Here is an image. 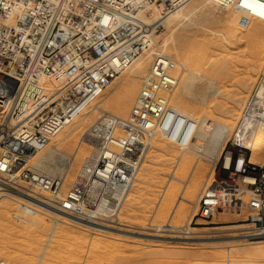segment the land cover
<instances>
[{
    "label": "built area",
    "instance_id": "obj_1",
    "mask_svg": "<svg viewBox=\"0 0 264 264\" xmlns=\"http://www.w3.org/2000/svg\"><path fill=\"white\" fill-rule=\"evenodd\" d=\"M189 1L0 0L2 189L39 198L96 226L117 225L142 165L145 136L161 129L186 148L197 128L170 105L179 82L172 58L155 56L128 120L120 124L99 120L91 131L98 161L87 163L71 186L65 188L64 177L50 176L30 162L150 48L162 21ZM215 2L233 4L242 26L252 19L264 21V0ZM119 127L123 135L117 134ZM182 131L188 137L179 139ZM239 133L240 129L237 143ZM249 159L244 152L236 157L230 153L228 164H223L230 174L250 178L244 181L250 190L247 200L241 201L227 181H216L201 194L197 215L203 223L195 225L215 224L212 220L219 211L246 207L245 222L257 232L253 239L264 237V164H248ZM19 207L24 216L36 211L25 201ZM21 215L15 220L21 221Z\"/></svg>",
    "mask_w": 264,
    "mask_h": 264
},
{
    "label": "rangeland",
    "instance_id": "obj_2",
    "mask_svg": "<svg viewBox=\"0 0 264 264\" xmlns=\"http://www.w3.org/2000/svg\"><path fill=\"white\" fill-rule=\"evenodd\" d=\"M240 17L241 15L234 16L229 11L220 9L217 18L214 19V21L196 25L189 31V33L185 34L186 54L189 53V48L191 49L192 47L197 51V62L194 71L197 70V73L202 72V74H199L203 76L206 75L207 79H212L213 83L211 82V87H209L208 81H205L204 85L207 91L206 96H204L205 98L194 99L192 93L199 77L195 78V84L190 89L182 90L180 92V109L184 110L185 113H183V115L190 117L197 124L196 133L202 126L201 122L206 120L207 123L205 124L208 129L206 128L205 132L209 131L204 133V135L208 133L206 136H209V138H213V136L216 138H213V140L210 138V141L208 139L207 144H209L205 147H197L195 145V133L187 148H182L177 143L172 141L169 143L166 139H162L163 142L165 140L164 144L169 146V150L172 151V153L167 154L165 151L162 152L161 150L156 155L152 154L153 160H151V163L149 162V158H146L145 164H151V168H153V171L155 172L153 175L155 178L152 180L153 183H146L148 186L146 185L145 187V183H139L137 181L139 185L134 187L130 197L134 200L128 202L120 214L122 223L125 222V224L132 226L137 232L156 234L157 236H174L173 238L182 235L224 237L232 233H239L238 231L241 228H251V226L245 222L249 215L246 207L243 208L242 212L235 214L234 217L229 215L234 218V220L223 222L220 221V216H217L212 220L215 224H204L201 226L195 225L196 221L198 223H203L202 220H199L197 215L199 210L198 202L207 184L213 182L215 179L218 182L227 181L229 184H234L240 179L238 176L230 174L229 171L223 169L226 157L230 156V153H233L236 157L243 152L248 156H251L249 150L243 148L239 142V144L237 143L236 134L237 128L241 122L239 119V112L243 113V109L245 110L248 105L247 102L254 95L256 88L264 83V21L252 19L247 26H242L240 24ZM255 47L259 50H256ZM253 51H259L260 53L258 52L259 55H257L256 53L254 54ZM254 59L255 61L258 59L257 62H255ZM181 62L184 63V61ZM238 62L240 64H238ZM238 66L242 67L239 68ZM250 66H252V68ZM248 69L249 71H247ZM186 73H188V71H185L178 65L177 75L179 77V85L177 89ZM247 73L253 75H250L251 79ZM119 82L120 80L115 82V87L113 85V88L110 89L109 97L117 91L115 88L118 87ZM240 83L242 86L246 84V86L248 85L249 87H245V85L242 87ZM106 100L107 99H105V101ZM239 101H241V103H239ZM232 109H235L237 114L234 117L229 118L228 115ZM190 110H192V114L189 113ZM92 114L93 112L90 115ZM110 114H112V112ZM102 116L103 114H99L98 118L96 120L94 119L90 124L89 129H91ZM228 119H232V125L229 129H217V127L221 128V124L227 122L226 120ZM226 130L228 131L226 132ZM214 131L219 135L216 136L217 133L214 134ZM209 134L213 136H210ZM214 139L217 142H214ZM79 140V137L75 139L73 146L70 149H65V152L70 153ZM242 143V145H244V141H242ZM218 145L220 147H218ZM222 145L223 147L221 148ZM208 146L211 149H209ZM215 148L217 149L215 150ZM182 152L186 153L187 158H185V161L182 160L183 158L180 160L182 171L180 174H177L178 171L175 169L176 162L178 156H180ZM161 153L163 155H161ZM218 153L219 155L217 156ZM159 154L160 156L158 157ZM35 156H38V153ZM160 157L161 159H159ZM216 157L218 159L213 161ZM30 164L34 166L32 163ZM262 164H264V161ZM34 167L41 170V167ZM213 169L214 174L212 175ZM77 170L78 169H76V173ZM195 171H200V174L196 176ZM170 176H178L180 183L170 181ZM76 178L77 174L74 177L68 176L65 178V188L71 186ZM172 184H177L180 189L176 200L169 208L171 210V208H174V206L178 204L180 207L184 206L185 210L178 215V217L176 216L172 218V225L177 227V230H173L175 232L156 231L158 228L152 227L150 224L153 223L157 226L162 225L166 219V222H168L169 215L165 211L166 215L164 212H161V214L156 213L154 209L156 208L157 201L160 198L164 187ZM189 185L192 186L194 190L196 189L195 192L197 194L196 198L192 200V204H188L180 199V197L185 194ZM241 185L243 186L244 184L241 183ZM141 189L143 193H141ZM136 197L139 199L138 201L135 199ZM142 198H144V200ZM244 199L247 200V198ZM141 203H143V205H141ZM138 205L140 206L138 207ZM5 206L10 207V209L5 210ZM17 208H20L19 202H14L8 197L7 193L0 191V264H241L250 256L249 253L251 246L249 247L246 242H237L234 244L191 245V242H187V244L183 242L181 244L177 239H155L158 241L162 240V242L164 240L167 242L169 241V244L166 243V241H164V243H161V241H144L139 239V235H137L138 239L136 238V235H134L135 238L128 239L117 237L116 235H110V237L97 236V232L94 230L88 229L85 231L80 225L77 226L71 224L63 225V234L59 237L58 235H52V232H49V230L51 231L50 228L55 225V219L53 217H59L47 213L46 211H43L45 214L39 215L40 218L45 220L44 224L42 223L43 225L41 224V226L46 227V229H43L39 225L40 227L37 228L38 230L39 228L41 229L38 232H31L24 229V222L22 223L21 221L15 220L16 215L23 214L22 209L20 208L19 211ZM131 209L133 210V213ZM142 212H146L147 214L144 213L143 215L141 214ZM29 219L31 220L33 217H30ZM186 223L190 225L191 233L182 231V228H186ZM117 226L118 225L115 227ZM119 238L125 240V242L120 241ZM263 241L264 237L251 240V242ZM245 244L247 246H245ZM169 245L172 247L166 248ZM232 248H236L235 250L233 249V252L240 253L238 258L233 261L230 257L225 258L229 255L228 252L230 249L232 250ZM240 249L241 251L239 252ZM247 264H252L249 259ZM255 264H264V258L261 259L259 263Z\"/></svg>",
    "mask_w": 264,
    "mask_h": 264
},
{
    "label": "bare ground",
    "instance_id": "obj_3",
    "mask_svg": "<svg viewBox=\"0 0 264 264\" xmlns=\"http://www.w3.org/2000/svg\"><path fill=\"white\" fill-rule=\"evenodd\" d=\"M233 7H234V5L231 3H226L225 5H222V3H217V2H215V0H190L186 5H184L183 7L178 9L177 11H175L167 19L163 20L161 23L162 29H161L160 33H158L157 35H154L152 37L151 43H150V48L148 50H146L133 64H131L128 68H126L125 71H123L122 74L106 89V91L104 92V94L101 97H99L98 99L93 101L87 108H85V110L69 126L65 127L62 130V132H60V134H57L55 137H53L51 139L49 145L44 150L38 152V156L32 157V160L30 163L34 164V166H36L38 168L41 167V171L50 175V176H62L64 178H67L68 176L74 177V176H76V174L78 177L82 173L83 169L85 168V165L89 162H91L93 165H95L98 161V157L96 155V147H95L96 141H95V139H93L91 131H92V129H94V127H96L98 125L99 121L96 124H94L91 129H89L90 124L94 121V119L96 120L98 118L99 114H103V116L101 118H105L109 122H116V124L124 123V121L129 119L131 112H132V109H133V106L135 104V101L137 99V96L139 95L138 92L140 93V91L143 87V83H144L146 77L149 75V73L152 69V64H153V61H154V58L156 55H163L164 54V55H167L170 58H172L176 64V68H175L176 74H177L178 65L181 66L185 71H188V73H186L184 79L180 83L179 88L177 89V87L179 85V82H178L177 87L175 88L173 93H171V95H170V98H169L170 105L174 109H176L181 114L185 113L184 110L180 109V105H181V94H180V92L182 90L190 89L195 84V81H196L195 78L199 77L198 80L196 81V87H195L192 95L194 96V99L205 98L204 96H206L207 91H206V87L204 85V82L208 81L209 87H211V82L213 83V81H212V79L208 80L206 75L205 76L200 75V74H202V72L200 73L198 71L200 73L199 74V73H197V70L194 71V67H195L196 62H197V56H196L197 51L192 47L191 49L189 48V51H188L189 53L186 54V52H185L186 35L185 34L189 33V31L191 29H193L196 25H201L204 22L214 21V19L217 18V14L220 11V9H223L225 11H229L234 16H239L240 13L237 12ZM190 39H191V37H190ZM188 43H189V41H188ZM186 46H187V44H186ZM259 46H260V44H259ZM261 47H262V44H261ZM256 50H259V49L256 48ZM262 51H263V49H262ZM253 52H254V54L256 53L257 55H259L258 54L259 51H253ZM198 57H199V55H198ZM258 59H256V61L254 59V61L257 62ZM181 61H184L185 64L182 63ZM259 61H260V59H259ZM251 62H252V60H251ZM262 63H263V61H262ZM238 64H240V63L238 62ZM241 65H242V61H241ZM241 67H239V68H241ZM250 67L252 68V66H250ZM250 67H248V68H250ZM247 71H249V69ZM241 73H243V72H241ZM235 74H236V71H235ZM198 75H200V76H198ZM250 75H249V77H250ZM251 76H253V75H251ZM250 79H251V77H250ZM118 80H120L119 85L117 88H115V89H117V91L112 96L109 97L108 95L110 94L109 93L110 89L113 88V85ZM242 81H244V80H242ZM246 84H247V82H246ZM246 84H244L245 87L248 86V85L246 86ZM240 85L242 86L241 83H240ZM114 87H115V85H114ZM245 87H244V89H245ZM241 95H242V92H241ZM236 96H238V95H236ZM105 99H107V100L105 101ZM103 101H105V102H103ZM239 103H241V101H239ZM247 104L248 105L246 106L245 110L243 109V113L239 112L240 115L238 114L239 119L241 120L239 127L237 128V131H238V129H240L238 140L240 141L241 144H243L242 141H244V147L251 152L250 153L248 151L251 156H250V159L247 163L248 164H255V163L262 164L264 161V83H262L259 87L256 88L254 95L250 98V100L247 102ZM92 112H93V114L90 115ZM111 112H112V114H110ZM189 113L192 114L193 113L192 110H190ZM236 114H237L236 110L232 109L228 116H229V118H232ZM226 121L227 122L221 124V128L217 127V129L218 128H219V130L220 129L221 130L229 129L232 125V123H231L232 119L231 120L228 119ZM205 123H207L206 120L201 122L202 126L198 129L197 133H196L197 128L195 129V133H196L195 145L197 147L207 146L209 144V143L207 144V142H208L207 140L209 139V141H210V138H212V137L209 138V136H206V135H208V133L204 135V133L209 131L208 130L205 132V130L207 128V125ZM192 124L193 123L191 122V124H190L191 127H192ZM209 126H210V124H209ZM155 131H156L155 133L145 136V141L147 143V147L144 150L143 160L141 163L142 165H141L139 172L136 175L135 182L132 185V188H131V190H130V192H129V194H128L125 202H124L122 210L127 205L128 202H130L131 200H134V199H131L130 197L132 195L131 192L134 189V187L139 185L137 183V181L139 183H145V185H144L145 187L147 185L146 183H153L152 180L155 178L153 176L155 172L153 171V168H151V166H152L151 164L150 165L145 164L146 158H149V160H150L149 162L151 163V160H153V155L154 154L156 155L161 150H162V152L165 151L167 154L172 153V151L169 150V146L164 144L165 140H164V142L162 140V139H166L169 143L171 142V140H169V138H168L167 133L161 129H157ZM227 131L228 130H226V132ZM116 132L118 135H123V133H124L123 129L121 127H119L116 130ZM214 132L213 133L216 134L218 132V130H217V132L216 131H214ZM218 133L216 134V136L219 135ZM211 134H209V135L213 136ZM220 134H221V132H220ZM78 137L80 138V140L76 143L75 147L72 148V151L70 153L65 152V149H70L73 146L74 140L77 139ZM182 137H184V138L188 137V133L183 134V131H182L179 139ZM218 137H217V139L219 140ZM213 138H216V137L213 136ZM213 138L211 140H213ZM211 142H213V141H211ZM214 142H217V141H215V139H214ZM218 147H220V146L218 145ZM222 147H223V145L221 146V148ZM217 148H215V150ZM209 149H211V148L209 147ZM161 155H163V154L161 153ZM218 155H219V153L217 154V156ZM159 156H160V154L158 155V157ZM164 156H166V155H164ZM162 158H163V156H162ZM185 158H187V156H186V153H184V152H182V154L180 156H178V160L176 162V168H175L176 171H178L177 174H180L182 171L181 170L182 166L180 164V160L182 159L183 161H185ZM229 158H230V156L226 157V162H227L226 165L228 164ZM159 159H161V157ZM216 159H218V158L217 157L214 158L213 161H216ZM158 162H160V161H158ZM76 169H78L77 173H76ZM196 170H198V169H196ZM195 172H196V176H198L200 174V171H195ZM213 174H214V169L212 170V175ZM195 178H197V177H195ZM239 178L240 179L237 182H235L234 184H229V189H231V191L237 192L238 196L240 197L239 199L241 201H246L244 198H248V195L250 194V190H248L246 188L245 182L247 180H249L250 178H245V179L241 178V177H239ZM170 179H171L170 181H176L177 183H180L178 176H175V177L170 176ZM241 183L244 185L242 186ZM210 185L215 186L216 185V179L213 182L207 184V186L204 189H206ZM142 189H141V191H142ZM179 189H180V187L177 184H172V185L164 187V190H163L162 194L160 195V198L158 199L156 208L154 210L156 213H160V214H161V212L165 211V212H167V214L170 217L168 216V218H169L168 222H166V220H167L166 219L164 221V224H162V225L157 226L156 224L151 223L150 226L158 228L156 231H162L163 232V231L177 230V227L172 225L173 224V222H171L172 218L176 217V216L178 217V215H180L182 212H184L185 208H184V206L180 207V205H178V204H176L174 206V208H171V210L169 207L176 200ZM195 190L193 189L192 186L189 185L187 187L185 194L184 195L182 194L183 196H181L180 199L184 200L188 204H192V200H194V198H196V195H197ZM0 191L7 193L8 197L10 199H12L14 202L17 201V203L19 202V204H20L23 201H25L27 204L31 205L36 210L34 212H31L30 215H26V216L21 215L22 216L21 222L25 223V226H24V224H23V226H24V229L27 231L38 232L41 229V228H39V230H38L37 227H40L42 223L44 224L45 220L40 218L39 215L45 214L43 211H46L47 213H50V214H53V215H56L57 217H59V218L53 217L55 219V222H54L55 225L51 228L49 227L51 229V231L48 229L50 233L52 232V235H58L59 237L61 236V234H63V228H62L63 225L71 224V225H77V226L80 225L81 227H83L82 229H84L85 231L88 229L94 230L97 232V236L110 237V235H116L117 237L128 239V238H135L134 235H136V238H137V235H139V239L144 240V241H152V242H157L158 240H155L156 238L162 239V240L163 239H177L180 241L181 244L183 242L186 244H187V242H191L190 243L191 245L234 244L237 242H246L249 247L251 246V250L249 253L250 256L249 257L247 256L250 263H252V264L253 263L254 264L259 263L261 261V259L264 258V241L263 242H251V240L253 239V236L257 235V232H256V230L251 229L250 227L241 228L238 231L239 233H232V234H230L228 236H224V237H222V236H213V237H206V236L201 237L200 236L199 237L198 235H192V236L182 235V236H175L177 238H173L174 236H171L172 237L171 238L170 236H167V235H165V236L164 235H158L157 236L156 234H146V233L144 234L142 232L135 231L132 228V226L125 224V222L122 223V219L120 218V215H119L117 222H116V224L118 225L117 227H115V226H96V225H93L91 223H88V222L73 218L71 216H68L67 214H65L63 212H60V211L56 210L55 208H53L47 204L42 203L41 200H39V198L38 199L30 198L28 196L23 195L18 190L16 191V190L10 189V188L2 189V186L0 185ZM141 193H143V191ZM133 195H137V194H133ZM139 195H140V193H139ZM135 199H137V197ZM142 199L144 200V198H142ZM138 200L139 199H137V201ZM147 201H148V199H147ZM141 205H143V203H141ZM139 206L140 205H138V207ZM4 208H5V210L10 209V207H8V206L7 207L5 206ZM17 210L20 211V208H17ZM122 210H121V212H122ZM147 210H148V207H147ZM168 210H169V213H168ZM131 211L133 213L132 209H131ZM150 211H152V210H150ZM165 212H164V214H165ZM240 212H242V210L237 211L236 209H224L222 211H219V213H217L214 216V218H216L217 216H220L219 217L220 221L227 222L230 220H234V218H232V217H234L235 214H238ZM144 213L147 214L146 212H144ZM144 213L142 212L141 214L144 215ZM229 215L230 216L232 215V217H230ZM30 217H33V219L30 220L29 219ZM122 217H124V216H122ZM41 227L43 229H46V227H43V226H41ZM185 227L186 228H182V231H184L186 233H191V227L188 223H186ZM235 227H237V226H235ZM151 229L154 230L153 228H151ZM173 232H175V231H173ZM140 236H141V238H140ZM121 238H119V240L125 242V240H122ZM162 240H160L161 243H164V241H166V240H164L162 242ZM160 241H158V242H160ZM96 242H99V241H96ZM166 243H169V241L168 242L166 241ZM247 245L245 244V246H247ZM245 246H244V248H245ZM169 247L171 248L172 246L169 245L166 248H169ZM238 247H239V245H238ZM233 249L234 248H232V250L230 249V251L228 252L229 255L226 256L225 258L230 257V259L232 261L236 260V258H238V255H240V253L233 252ZM237 250H238V248H237ZM240 251H241V249L239 250V252ZM246 254H248V253H246ZM248 259L244 260L241 264H247Z\"/></svg>",
    "mask_w": 264,
    "mask_h": 264
}]
</instances>
